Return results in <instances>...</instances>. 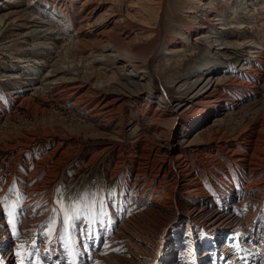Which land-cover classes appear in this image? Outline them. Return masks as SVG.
I'll use <instances>...</instances> for the list:
<instances>
[{
	"label": "bare ground",
	"instance_id": "bare-ground-1",
	"mask_svg": "<svg viewBox=\"0 0 264 264\" xmlns=\"http://www.w3.org/2000/svg\"><path fill=\"white\" fill-rule=\"evenodd\" d=\"M82 1L81 20L62 7L64 3L61 0L29 1V5L40 3V7L51 18H55L58 24H63L65 30L74 32L73 38L79 42L75 44L82 45L86 53H89L88 57L79 58L78 63H69L71 66L61 60V63L56 62L49 67L42 88L46 94H53L62 103L69 104L76 91L82 88V80L76 72L73 73V68L81 66L80 64L87 67L93 63L108 67L118 60L119 69L125 71L130 68L132 72H120V79L113 74L115 77L108 79L106 84H119L121 90L97 103L95 100L98 99L100 89L93 87L82 93L79 99H73L74 102L70 105L78 106L93 99L97 104H93L95 108L91 110L97 114L110 108L112 109L108 112L115 114V111L135 106L137 111H143L135 128L130 129L128 122L131 120L126 116L115 129L107 130L108 135L117 144L125 138L127 144L128 140H133L131 143L135 146L142 139L150 137L153 140L150 150L153 156L137 162L130 175L125 171L112 198L102 191L91 197L85 196L82 203L73 200L65 203L63 209L69 215L79 213L81 208L82 219L75 221L76 227L69 228L67 233L64 228L57 226L54 227L53 234L48 236L54 220L59 218L58 221L63 222L65 212L52 216L50 211L56 206L50 195L47 200L49 203L44 201L46 188L54 178L57 167L72 150L66 142L60 140H55L51 146H45L40 157L34 150H26L23 143L12 146L11 149L17 151L16 158L5 173L3 189L4 177L0 172V198L5 200L4 204H0V264H19V257L16 258L15 253L19 247L20 241L17 242V239L20 235H26L32 240L29 241L32 243L28 245L31 253L26 264H72L73 254L75 264H99V255L111 250L112 245L119 244L121 237L124 238L122 244L125 249L128 248L129 254L110 264H264V82L259 87L261 75L258 76V72L253 74L257 62L262 61V49L261 53L249 51L254 55L248 58L247 69L236 70L214 62L220 50L241 49L240 45L237 47L230 42L225 43L227 46L222 45L220 39L224 37L221 30L230 29V25L225 27L229 20L226 14L229 10L234 14L233 7L228 4L225 7V0V3L205 0L209 2L198 11L195 23L185 21L184 26L178 29L181 41L174 46L163 42L161 34L156 36V40H146V30L139 25L143 20H137L122 5L110 8L109 11L114 13L108 15L107 0ZM141 1L149 4L146 13L155 20L166 0ZM187 1L189 6H201L203 0ZM1 2L0 6L5 5L2 7L4 9L9 4L20 3V0H0ZM13 12L0 16V36L10 27L29 28L15 19L18 11ZM101 12L103 14L100 15ZM102 19L105 21L104 25L100 23ZM29 21L30 27L34 29L31 34L35 35L37 27L43 23L40 24L33 18ZM26 36L29 34H24L23 38ZM91 38H94V43L83 44ZM204 39H210L211 42L207 59H202L195 65L191 74L196 80L197 91L188 100L180 96L179 101H173L163 89L164 100H159L161 103L153 109V92L147 86L154 87L158 82L162 83L156 72L151 70L152 65L159 58L180 55L185 48L196 46ZM214 68L221 70L220 75L208 77ZM64 73L67 74L60 76ZM132 74L140 78V81L130 80ZM67 75L71 76L66 77ZM18 94L25 96L26 90ZM254 96L257 101L253 100L252 103ZM24 99L29 101L31 98L26 96ZM249 104L260 106L258 115L251 121L242 119L236 122L234 130H237L233 133L224 131L199 136L203 132L200 131L197 139L190 137L193 125L203 124L211 119L214 121L206 127L208 131L226 127L228 122L230 125L234 115H241L243 107ZM96 106H100V109ZM81 108L76 111L77 115H82L85 106ZM108 112L104 113L105 116H108ZM146 112L151 114L150 122L145 116ZM108 120L111 117L103 118L102 122ZM181 136L178 144L176 139ZM126 147L121 146L115 150L120 155V149L124 148L126 153ZM133 147L134 145L129 150ZM112 151L113 149L106 147L98 155L108 156ZM124 157L126 158L125 154ZM166 165H169L170 172L166 171ZM131 181L133 184L129 185ZM135 187L139 189L137 194L133 191ZM9 193L17 199L14 223L10 222L11 217L7 219L6 198ZM182 199H186L194 207H200V213L191 215L190 210L182 208ZM181 213L188 214L183 216L184 219L176 217ZM83 217H93L96 221V240L87 251L82 247V242L86 241H82L80 236V228L85 226ZM156 222L160 223L159 231L154 227ZM45 236L53 239V245L50 246L55 247L54 251L51 250L53 253L47 245L41 247ZM3 251L7 253L4 255ZM35 255H39L38 258ZM63 260L66 262L63 263Z\"/></svg>",
	"mask_w": 264,
	"mask_h": 264
},
{
	"label": "rangeland",
	"instance_id": "rangeland-1",
	"mask_svg": "<svg viewBox=\"0 0 264 264\" xmlns=\"http://www.w3.org/2000/svg\"><path fill=\"white\" fill-rule=\"evenodd\" d=\"M29 1L31 0H20V3L15 2L17 4H9L7 5L8 8L6 7L4 9L2 7L5 5L2 7L0 6V16L8 12L14 11L13 13H15L18 11V13H15V19L23 23L24 27H29H10L3 31L2 36H0V172L2 171V177H4L2 178V182L4 183L2 185L3 189L6 181L5 173L13 165V160L16 158L17 153V151L11 149V147L17 143L25 144L27 147H25L26 150H34L35 154L40 157L44 151V147L53 145L55 140L66 142L72 151L65 157L63 163L57 167L54 178H52L47 185L46 197L44 198V201L47 203H49L47 201L49 195L53 200V205L56 206V208H52L50 211L53 216L59 215V213H68L67 210L63 209V206L70 200L82 203L85 196L91 197L96 195V193H102V191H104L103 193L106 196L112 198L113 196H109V193L116 192V186L125 171L130 175L134 166L136 167L137 162L152 158L153 155L150 150L153 147V140L148 137L149 139H142L140 143L135 146V144L131 143L133 140H128V145L126 139L123 138L121 139L123 142H118L117 144L109 137L108 131L120 125L126 116L131 120L128 122L130 129L133 130L135 128L137 119L141 115V112H143L137 111L138 109L134 108L135 106L126 107L122 111H115V114L114 112H108L112 108L106 109L102 111L103 113L99 112L98 114L93 113L91 110L95 108L92 106L93 104L95 105L98 101L103 100L107 96H112L113 93L121 90V86L116 83H110L108 86L106 84L108 79L115 76L117 79H120L123 72L124 74L132 72L130 68H126L125 71L119 69L120 62L118 60L113 62V64L110 63L108 67L106 65L101 66L93 63L87 67L80 64L81 66L72 69L73 73L76 72L79 75L83 83L81 82L82 88L76 91L77 93L70 99V103L74 102L75 98L79 99L82 93L88 90L90 91L91 88L99 87L100 95L98 94V99L95 100L97 103L92 99L88 101V103L73 107L70 103H62L59 99L55 98L53 94H46L47 92L42 87L45 82V75L50 70L49 67L55 65L56 62L61 63L62 61V63H66L67 66H71L75 61L78 63L79 58L88 57L89 53H86L82 45L75 44L79 42L73 38L74 32L70 33L65 30V27L62 26L63 24H58L55 18H51V15L44 11L45 9H43V7H40V3H37L38 5H29ZM61 1L64 3L62 7H65L78 20L82 19V0ZM216 1H220V3L226 2L225 7H227L228 4L235 10L233 12L234 14H232L230 10L226 14L227 19H229L227 20L229 24L227 23L225 27L230 25V29L221 30L224 32V37L220 38L222 45L230 42L236 44L237 47L240 45L241 49L220 50L214 58L215 64L219 66L223 65L224 67H232L236 70H240L241 68L247 69L249 67L247 60L251 55H254L252 53L250 54V52L254 51L261 53L262 51L260 56H262L261 59L263 62H257V67L255 66L256 70L255 68L253 69V74L258 72V76L261 75L259 87L262 86V82H264V0ZM207 2L209 1L203 0L201 6H199V4H192V6H189L187 0H166L161 12L158 13L156 11L158 16L155 20L151 19L150 15L146 13L149 4L141 0H107L106 6H108L107 10L109 11L112 7L119 8V5H122L131 15L134 14L137 20L142 19L143 22L139 23V25L146 30L144 35L146 40H156V36L161 34L163 42H168L169 45L175 46V44L178 45L181 41V35L178 29L184 26L185 21L195 23L196 14L206 6L204 4ZM0 4L2 5V2ZM190 7L192 8L189 9ZM36 8L39 9L37 10ZM110 13H114V11H109L108 15ZM101 14L103 13L101 12L100 15ZM141 15L145 16V18H142ZM32 18L40 24L43 23V26L39 24L40 26L37 27V33H35V35L33 34L35 37L31 34L34 29L30 27L31 24L29 20ZM100 23L104 25L105 21L102 19ZM26 33L29 34V36L23 38ZM209 40L210 39H204L196 46L190 45L188 48H185L184 52L180 55L159 58L152 65L151 70L156 72L158 80L162 83L159 84L158 82L154 87H151V85L147 86L153 92V109L161 103L159 100L162 98V100H164L163 89L169 94L170 99L173 101H179L178 99L180 96L182 99L188 100L197 91L195 86L196 80L192 78L191 74L195 69V65L202 59H207L206 56L211 47V42ZM260 42H263V45L260 44ZM92 43H94V38H91L88 42H83L84 45ZM217 45H215V47H217ZM220 73L221 70L214 68V70L208 74V77H218ZM66 74L67 73H64L60 76H65ZM113 74L116 75L114 76ZM70 76L71 75H67L66 77ZM129 79L135 80L136 82L140 81V78L135 77L133 74ZM25 90V96L18 94ZM26 96H30L31 99L29 101L24 99ZM13 100L15 101L12 102ZM253 100L254 102L257 101L256 96L252 97V103ZM82 106H85L82 115H77V112L82 109ZM88 106L90 107L88 108ZM259 107L260 106L256 104L244 106V109L241 110L242 116L239 114L234 115V119L230 125L228 124L229 122L225 125L227 128L223 126L220 129L217 128L208 131L206 127L213 123V119L207 121L208 123H203L205 124L204 126L202 123L193 125L192 128H190V137L195 138L200 131L203 132H201L199 136H202V134L222 133L224 131L233 133L237 130V128L234 130V126H236L234 124L242 121V119L251 121L258 115L257 110ZM96 108L100 109V106H96ZM107 112L109 114L105 116L104 113ZM94 114L95 117H93ZM150 115L149 112L145 113L149 122L152 119ZM110 117L111 120H108V123L102 122L103 118L107 119ZM106 125L109 126L106 128ZM140 128L142 129V127ZM144 130H146V128H144ZM180 139H182V136L176 139L178 144ZM125 145L128 146L126 147ZM132 145H134V147L129 150ZM121 146L126 147L127 151L125 153L124 148H121L119 155L115 149ZM106 147L113 149L111 154L108 156H99L100 150L106 149ZM166 167V171L170 172L169 165H166ZM128 184L132 185L133 181ZM138 190V187L133 189V191H136V194ZM16 200V197H13V195L9 193L6 198V209L8 206L15 205ZM181 206L185 210H190L191 215L200 213V207H194V205L189 203L186 199H182ZM170 208L172 207L170 206ZM80 210H78L79 214L81 213ZM100 210L101 208L99 211ZM185 214L188 213H181L176 217L184 219L185 217L183 216ZM7 219H9V216ZM58 219L59 218H56L54 220V227L61 226V228H63V222L58 221ZM173 219L174 216L172 220ZM154 227L159 231L160 223L156 222ZM23 238L24 240H22ZM122 239L124 238L121 237L119 239L121 240L119 244L112 245L114 249L112 248L105 252V254L99 255V264L114 263L115 259L127 257L129 251L127 247L125 249L123 246L122 243L124 241ZM29 241L32 242L26 235H20L17 239L20 245L24 244L25 246L23 250L17 247V253L20 251L27 253L24 264H26L27 258L31 253L28 245L32 243ZM46 245L47 247L53 245V239H48L45 236L41 247H46ZM52 249L54 251L55 247H50L51 253H53V251H51ZM3 253L5 255L7 252L3 251ZM17 253H15L16 258L19 257ZM35 256L38 258L39 255ZM65 262L66 260H63V263Z\"/></svg>",
	"mask_w": 264,
	"mask_h": 264
},
{
	"label": "snow or ice",
	"instance_id": "snow-or-ice-1",
	"mask_svg": "<svg viewBox=\"0 0 264 264\" xmlns=\"http://www.w3.org/2000/svg\"><path fill=\"white\" fill-rule=\"evenodd\" d=\"M114 192H110L109 196H114ZM5 200L3 198H0V204H4ZM7 214L9 217H11L10 222L14 223L15 218L17 215L16 207L15 205L8 206L7 209ZM22 214V210H21ZM82 215L77 213L75 215H69L68 213H65L63 217V228L64 232L67 233L69 228H75L76 224L75 221L81 220ZM84 220V227L80 228V236L82 238V247L84 248L85 251H87L94 243L96 240V221L95 218L93 217H83ZM54 231V226L53 228H49L47 235L51 236ZM18 235V233H17ZM20 249H24V244L19 245ZM105 247H108V245H105ZM17 255L20 257L19 264H24L25 258L27 256L26 252H18ZM72 264H75V255L73 254V259H72Z\"/></svg>",
	"mask_w": 264,
	"mask_h": 264
}]
</instances>
